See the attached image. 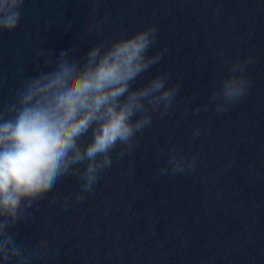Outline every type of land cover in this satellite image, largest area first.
<instances>
[{
    "label": "water",
    "instance_id": "95a60500",
    "mask_svg": "<svg viewBox=\"0 0 264 264\" xmlns=\"http://www.w3.org/2000/svg\"><path fill=\"white\" fill-rule=\"evenodd\" d=\"M21 11L17 29L0 34V103L36 75L43 65L37 52L80 43L84 54L152 24L158 32L150 54L167 51L134 87L165 72L170 84H181L173 111L153 117L139 146L84 201L73 203L79 183L65 177L34 218L17 225L18 244L48 242L49 255L32 264H264V0H25ZM104 16L103 34L80 41L84 25ZM221 51L225 59L255 58L247 68L252 86L223 115L214 105L194 114L226 71ZM196 126L207 131L189 144ZM173 145L200 154L201 165L188 175H159L164 157L155 154Z\"/></svg>",
    "mask_w": 264,
    "mask_h": 264
},
{
    "label": "clouds",
    "instance_id": "9594fccd",
    "mask_svg": "<svg viewBox=\"0 0 264 264\" xmlns=\"http://www.w3.org/2000/svg\"><path fill=\"white\" fill-rule=\"evenodd\" d=\"M25 0H0V34L17 29ZM109 17L92 18L78 34H103ZM71 28L67 24L65 30ZM155 24L100 40L81 54L80 43L61 50L36 53L43 65L26 77L14 98L0 103V264H32L49 255L44 239L16 242L13 231L34 218V209L68 176L77 178L80 191L73 203L91 194L101 177L118 160L132 154L140 135L153 126V117L169 115L177 104L181 84H170L168 73H157L143 86L137 80L158 64L167 49L150 54L157 40ZM226 68L208 102L192 111L207 112L214 105L223 115L244 99L252 86L247 74L255 58L231 59L218 53ZM47 68L48 70H43ZM18 72L24 71L23 63ZM187 110L183 113L186 117ZM196 126L189 144L202 135ZM159 175L176 177L194 172L202 163L198 153L173 145L161 149ZM55 199V197H53ZM70 206V197L60 202Z\"/></svg>",
    "mask_w": 264,
    "mask_h": 264
}]
</instances>
